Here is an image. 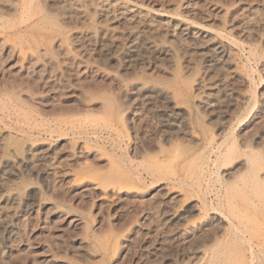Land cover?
I'll use <instances>...</instances> for the list:
<instances>
[{"label": "rangeland", "instance_id": "obj_1", "mask_svg": "<svg viewBox=\"0 0 264 264\" xmlns=\"http://www.w3.org/2000/svg\"><path fill=\"white\" fill-rule=\"evenodd\" d=\"M0 45V264H264V0H0Z\"/></svg>", "mask_w": 264, "mask_h": 264}, {"label": "bare ground", "instance_id": "obj_2", "mask_svg": "<svg viewBox=\"0 0 264 264\" xmlns=\"http://www.w3.org/2000/svg\"><path fill=\"white\" fill-rule=\"evenodd\" d=\"M85 3V2H84ZM26 4V3H25ZM37 4V3H36ZM97 4V3H96ZM105 4V3H104ZM135 4V3H134ZM30 5H31V3H30ZM85 5V4H84ZM42 6V5H41ZM96 6V5H95ZM28 7V6H27ZM29 8V7H28ZM86 8V7H85ZM42 9V8H41ZM39 11H40V9H39ZM38 11V12H39ZM42 11V10H41ZM78 12V11H77ZM49 14V13H48ZM79 14V13H78ZM51 15V14H50ZM66 15V14H65ZM92 15H94V14H92ZM47 16V15H46ZM57 16V15H56ZM83 16V15H82ZM71 17V16H70ZM43 19H46V18H43ZM49 19V18H48ZM51 20V19H50ZM53 23H51V25H52ZM34 25V24H33ZM55 25V23L53 24V26ZM56 26V25H55ZM59 26V25H58ZM60 27V26H59ZM58 28V27H57ZM36 44V43H35ZM1 46V45H0ZM36 50V49H35ZM48 50V49H47ZM8 52V51H7ZM49 52V51H48ZM35 53V52H34ZM46 53V52H45ZM49 53H51V52H49ZM11 54V53H10ZM9 56H11V55H9ZM32 56H33V54H32ZM42 56H40V58H41ZM33 58H34V56H33ZM42 59V58H41ZM44 59V58H43ZM32 60V59H31ZM47 60H49V59H47ZM53 60V59H52ZM34 61H35V59H34ZM31 62V61H30ZM44 63H45V61H44ZM52 63V62H51ZM56 63V62H55ZM47 64V63H46ZM31 65H33V63L31 64ZM51 65H53V63L51 64ZM34 66V65H33ZM47 66V65H46ZM32 67V66H31ZM43 68V67H42ZM34 69V68H33ZM49 70V69H48ZM34 71V70H33ZM40 71V70H39ZM42 72H44V71H42ZM39 73V72H38ZM36 74H37V72H36ZM36 74H34V75H36ZM38 75V74H37ZM36 75V76H37ZM19 78V77H18ZM14 81V80H13ZM16 81V80H15ZM21 81V80H20ZM20 81H18L19 83H20ZM58 81V80H57ZM11 82V81H10ZM9 82V83H10ZM4 84H5V82H3ZM3 83H1V84H3ZM8 83V84H9ZM15 83V82H14ZM3 84V85H4ZM11 84V83H10ZM13 84V83H12ZM15 84H17V83H15ZM22 84V83H21ZM6 86V85H5ZM8 86V85H7ZM13 86V85H12ZM16 86V85H15ZM15 86H14V88H15ZM18 86H19V84H18ZM44 86V85H43ZM0 88H1V86H0ZM13 88V87H12ZM11 88V89H12ZM13 88V89H14ZM29 88V87H28ZM50 89V88H49ZM2 90V89H1ZM8 90V89H7ZM21 90H24V88H22ZM4 91H6L5 89H4ZM16 91V90H15ZM30 91V90H29ZM28 92V91H27ZM34 92V91H33ZM33 92H32V94H33ZM5 93H8L7 91L5 92ZM100 94V93H99ZM98 94V95H99ZM7 95V94H6ZM20 96V95H19ZM16 98V97H15ZM23 98V97H22ZM26 100V99H25ZM18 101V100H17ZM20 101V100H19ZM27 101V100H26ZM26 101H24L23 100V102H26ZM103 101V100H102ZM28 102V101H27ZM104 102V101H103ZM111 102V101H110ZM20 104H21V102H19ZM105 103H107V105L109 106V107H111V105L109 104V100H107L106 99V101H105ZM27 104V103H26ZM28 105V104H27ZM1 113V112H0ZM58 113V112H57ZM18 133V132H17ZM4 139V138H3ZM27 147V146H26ZM32 148H33V146L31 145V146H29L28 147V149L26 148V150L28 151V152H31V153H33V152H35V150L32 152L31 150H32ZM44 151V150H43ZM36 152H38V151H36ZM49 153V152H48ZM29 155H30V153H29ZM32 155V154H31ZM18 159V158H17ZM28 159V158H27ZM30 159V158H29ZM32 159V158H31ZM17 161V160H16ZM15 161V162H16ZM33 162V161H32ZM11 163V162H10ZM17 163H18V161H17ZM16 163V164H17ZM26 164H28V163H26ZM30 164H31V162H30ZM22 165V164H21ZM20 166V165H19ZM25 166V165H24ZM8 167V166H7ZM11 172H13V171H11ZM12 174V173H11ZM6 175V174H5ZM239 217V216H238ZM247 217V216H246ZM243 219H244V217H243ZM246 220H248V219H246ZM239 225V224H238ZM243 225H244V223H243ZM244 227V226H243ZM231 228H232V226H231ZM232 230V229H231ZM233 232V231H232ZM234 233V232H233ZM237 233V232H236ZM235 233V234H236ZM262 235V234H261ZM243 236V235H242ZM239 239V238H238ZM249 240V239H248ZM242 243V242H241ZM246 243V242H245ZM254 244V243H253ZM257 244V243H256ZM247 246H248V244H247ZM249 247V246H248ZM240 249V248H239ZM228 251V250H227ZM222 254V253H221ZM211 255V254H210ZM219 261V260H218ZM208 263V262H207ZM213 264V263H212Z\"/></svg>", "mask_w": 264, "mask_h": 264}]
</instances>
